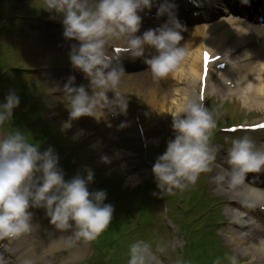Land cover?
I'll return each instance as SVG.
<instances>
[{
	"label": "clouds",
	"instance_id": "obj_1",
	"mask_svg": "<svg viewBox=\"0 0 264 264\" xmlns=\"http://www.w3.org/2000/svg\"><path fill=\"white\" fill-rule=\"evenodd\" d=\"M155 0H43L42 9L55 14L63 26L66 40H75L69 60L74 69L89 81L86 90L77 86L69 76L62 89L57 87L67 102L68 119L61 122V131L71 129L81 117L97 118V109L104 108L112 115L127 111V100L116 91L126 75L121 57L109 52V41L123 40L127 56L143 59L147 69L156 78H165L174 72L187 55L181 46L184 30L166 4L157 9V17L168 14V21L158 28H150L136 35L141 28L144 10H151ZM247 3L248 0H243ZM146 48L154 55H146ZM114 93L110 100L108 93ZM119 97V102L112 105ZM20 105L15 89H10L0 102V128L13 119ZM105 114V112H104ZM174 138L167 141L159 155L152 174L160 193L175 194L195 185L202 173L213 172L218 184L238 185L248 173L264 170V143H257L249 135L235 137L223 162L218 160L220 149L211 143L217 128V117L195 93L182 98L180 106L171 115ZM125 124L119 125L120 128ZM101 162L110 159L101 156ZM59 156L52 147L40 150V143L20 129L0 135V239L29 233L33 228L34 212L43 209L50 225L58 231L73 230L72 234L85 241L95 240L110 225L114 207L105 203V190L89 191L94 171L83 169L71 179L59 167ZM155 195V193H154ZM166 245L137 240L130 245L128 264H162L157 253H164ZM230 264H237L236 256H229ZM0 264H5L0 257ZM220 264V261H215Z\"/></svg>",
	"mask_w": 264,
	"mask_h": 264
},
{
	"label": "bare ground",
	"instance_id": "obj_2",
	"mask_svg": "<svg viewBox=\"0 0 264 264\" xmlns=\"http://www.w3.org/2000/svg\"><path fill=\"white\" fill-rule=\"evenodd\" d=\"M227 36H228V32H225L217 36L215 40L214 41L212 40V41L213 43H218L219 41L224 42V39H226ZM239 42H242V39H238V44H236L235 47L239 46ZM199 52L200 51L198 48H194V49L190 48V50L187 52V56L185 57V60H184L186 61V63L184 64V68H183V69L188 70L187 75L193 74V71H191V66H192V63L196 61L198 56H200ZM259 71L264 74V66L263 67L260 66ZM187 75L183 74V78H190ZM151 99H155L156 101L151 100ZM151 99L149 101V107L152 109V111L154 108H159V107L164 109V104L160 105L159 101L156 98H151ZM239 99L242 101L243 105L245 104L249 105V102L250 103L254 102L256 104V108H258L259 110H264V75L257 74L255 71L254 78L244 87L242 92L239 94ZM174 101L175 100L173 99V104L175 107L172 113H174L177 110V108L180 106V101H176V102ZM95 146L97 145L95 144ZM130 182L134 184L136 181L130 180ZM244 188H247V187H244ZM247 191L249 195L255 196L264 201V194L258 193L249 188H247Z\"/></svg>",
	"mask_w": 264,
	"mask_h": 264
},
{
	"label": "rangeland",
	"instance_id": "obj_3",
	"mask_svg": "<svg viewBox=\"0 0 264 264\" xmlns=\"http://www.w3.org/2000/svg\"><path fill=\"white\" fill-rule=\"evenodd\" d=\"M240 106V107H239ZM236 107L238 108H242V112H243V114H245V113H247V112H250L249 110H245V107H243V105H242V103H241V101L240 102H238V103H236ZM238 108V109H239ZM236 112H237V110H236ZM235 112V113H236ZM246 116V115H245ZM95 154H97L98 153V150L96 149V151L94 152ZM113 160V159H112ZM112 160H110L111 162L110 163H108V164H105V163H101V166H100V171H99V173H102V171H104V169H106V168H108L109 166H110V164L112 163Z\"/></svg>",
	"mask_w": 264,
	"mask_h": 264
},
{
	"label": "snow or ice",
	"instance_id": "obj_4",
	"mask_svg": "<svg viewBox=\"0 0 264 264\" xmlns=\"http://www.w3.org/2000/svg\"><path fill=\"white\" fill-rule=\"evenodd\" d=\"M117 51H119V49H117ZM204 60H205V70H206L207 69V64L210 61V57H209V55L207 53L204 55ZM258 127L264 128V125H258Z\"/></svg>",
	"mask_w": 264,
	"mask_h": 264
}]
</instances>
